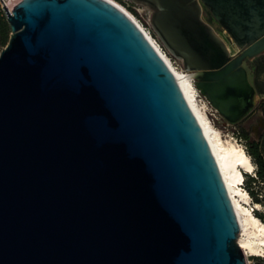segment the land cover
Listing matches in <instances>:
<instances>
[{"label":"water","instance_id":"1","mask_svg":"<svg viewBox=\"0 0 264 264\" xmlns=\"http://www.w3.org/2000/svg\"><path fill=\"white\" fill-rule=\"evenodd\" d=\"M126 1L220 115L252 111L264 0ZM2 8L0 264H246L203 129L134 19L110 0Z\"/></svg>","mask_w":264,"mask_h":264},{"label":"rangeland","instance_id":"2","mask_svg":"<svg viewBox=\"0 0 264 264\" xmlns=\"http://www.w3.org/2000/svg\"><path fill=\"white\" fill-rule=\"evenodd\" d=\"M110 1L118 5L122 10H125V12L129 16H132V18L134 17V20L135 19L138 20L143 25V27L148 28L151 32L152 38L156 39V41L166 51L167 55L171 58L170 61L172 62L173 60H175V63L177 64V66L179 67L181 66V63L178 60L170 56V54L164 48L160 40L156 37V35L152 31L150 24H149V15H150L149 9H147L146 7L140 6V5L133 4L126 0H110ZM202 17L205 21H207L210 25H212V27L220 35V37L224 40L227 46H229L230 52L236 53L237 47L234 44L233 40L230 38L228 33L213 19V17L210 15V13L207 10L205 9L203 10ZM2 48L3 46L0 47V50ZM262 54H264V50L261 53L254 55L252 57H245L241 63L247 71L249 82L253 85L256 91L254 108L242 120H240L237 123L229 122L222 115H220L218 111L213 106L210 105V103H207L206 100L203 99L202 97L200 96L198 97V100L200 101V103L204 105V110L206 112L208 121L210 122L214 130L217 132L220 140L224 142L226 145L232 144V145H235L241 148L246 154L247 152L245 149V142L238 134V132L241 131V129L246 130L251 136V138L253 139L260 140V141L264 139V117H263L262 111L257 108V105L259 102H262L264 105V64L263 62H260V60H257V57ZM257 87L262 89V92H258ZM249 159L252 164V168L249 171H245L243 169L241 170L243 181H242V184L240 185V188L244 192H246L249 196L248 201L245 202V205L243 206L248 211L252 212V214L254 215L253 211H261L262 206L259 203L255 202L254 200H252L247 190V187H250V189H253V191L257 192L258 195L260 193L259 191L260 184H257L254 182L246 183V180L248 179L247 176L248 177L255 176V163L253 162L250 156H249ZM259 221L261 220L259 219ZM246 228L248 229V231L255 230V228L251 224H247ZM251 238L253 239L254 236H251ZM244 256H245L246 264H264L262 261H258L255 259L256 256H260L261 258L264 259V255L245 253Z\"/></svg>","mask_w":264,"mask_h":264},{"label":"bare ground","instance_id":"3","mask_svg":"<svg viewBox=\"0 0 264 264\" xmlns=\"http://www.w3.org/2000/svg\"><path fill=\"white\" fill-rule=\"evenodd\" d=\"M130 17L132 18V16ZM228 49L230 50L229 46ZM163 58L175 75L216 158L240 224L238 243L241 249L244 254L264 255V223L243 206L248 201L249 196L240 188L239 184L242 179L241 170L249 171L252 168L249 156L241 148L232 144L226 145L220 140L217 132L208 121L204 105L198 100V92L193 83V73L184 70L179 71L173 67L166 56H163ZM247 224H251L255 230L248 231ZM251 236H254V238L252 239Z\"/></svg>","mask_w":264,"mask_h":264},{"label":"trees","instance_id":"4","mask_svg":"<svg viewBox=\"0 0 264 264\" xmlns=\"http://www.w3.org/2000/svg\"><path fill=\"white\" fill-rule=\"evenodd\" d=\"M10 34L9 26L5 20V18L0 13V47L4 46L7 43L8 37ZM257 60H260V62H263L264 64V54L259 55L257 57ZM258 92H262V89L258 88ZM257 108L262 111L263 117H264V105L262 102H259L257 105ZM240 137L245 142V149L247 154L251 157L253 162L255 163V176L248 177L247 176V182H254L257 184H260L259 187V195L257 192H254L253 189H250V187H247L248 193L251 196L252 200L259 203L262 206L261 211H253L254 216L258 217L262 223H264V139L256 140L251 138L249 133L241 129V131L238 132ZM256 260L262 261L264 263V259L260 256L255 257Z\"/></svg>","mask_w":264,"mask_h":264},{"label":"built area","instance_id":"5","mask_svg":"<svg viewBox=\"0 0 264 264\" xmlns=\"http://www.w3.org/2000/svg\"><path fill=\"white\" fill-rule=\"evenodd\" d=\"M17 0H0V13L1 15L5 18L6 15L3 11V8L2 6H5L6 9L10 12V6L13 5L14 2H16ZM121 6V5H120ZM134 18V17H133ZM139 26L140 28L143 30V32L146 34V36L150 39V41L152 42V44L156 47V49L158 50V52L163 56H166L168 58V60L170 61L171 58L167 55L166 51L161 47V45L156 41V39L152 38L151 36V32L148 28L146 27H143V25L138 21V20H134ZM170 63L173 65V67L179 71H183V68L180 66H177V64L175 63V60H173L172 62L170 61ZM185 71V70H184ZM202 97L203 99H205L204 96H201V94L199 93L198 91V97ZM206 100V99H205ZM207 103H209L207 100H206Z\"/></svg>","mask_w":264,"mask_h":264}]
</instances>
